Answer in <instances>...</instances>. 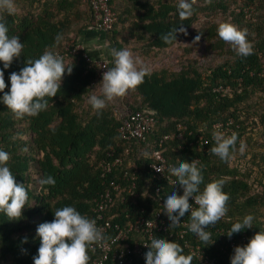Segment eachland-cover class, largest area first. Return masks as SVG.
<instances>
[{"label": "trees", "instance_id": "1", "mask_svg": "<svg viewBox=\"0 0 264 264\" xmlns=\"http://www.w3.org/2000/svg\"><path fill=\"white\" fill-rule=\"evenodd\" d=\"M191 2L192 13L181 19L179 0H111L118 19L109 30L93 25L92 6L82 0H14L13 13L0 10V21L6 24L8 35L19 36L24 44L21 56L4 70L5 92L10 87V72H18L25 62L45 51L64 52L68 45L83 43V35L90 31L95 36L94 32L104 35V41L107 39L117 50L138 42V48L148 55L153 51L159 54L195 32L200 35L194 37L207 40L210 53L224 56L219 63L206 67L197 58H185L175 69L147 68L143 82L127 90L125 95L130 99L120 96L131 109L155 116L145 140L122 136L113 101L106 102L99 112L91 106L92 95L102 96V77L95 62L99 57L85 46L79 53L63 57L72 72L64 74L57 94L48 98L46 109L38 115L18 118L0 102V148L9 153L10 171L28 194L19 220H9L0 212V264H33L40 246L37 226L51 221L56 209L68 205L89 217L101 193L127 170L137 174L138 189L125 200L117 196L106 216L113 225H124L143 207L144 213L151 215L161 206L156 188L162 187L164 196L175 187L152 172L154 149H163L169 163L195 161L203 177L201 191L208 182L224 181L222 190L229 197L227 211L208 228L229 230L251 214L252 228L233 234L252 237L264 231V106L257 97L264 92V0ZM220 15L223 22L246 31L252 54L237 55L232 45L218 36L220 23L213 17ZM178 27L186 30L176 34L177 40L166 42L164 35ZM85 52L93 60H88ZM106 59L110 68L114 67V59ZM229 118L235 121L237 140L230 159L221 160L211 152L215 144L213 124ZM179 125L183 126V137L164 138ZM241 143L245 145L243 153ZM117 156L123 157L124 163L104 173L102 162ZM49 175L55 184L41 186L40 179ZM164 215L169 226L165 211ZM182 218L190 219V212ZM189 238L170 240L180 245L183 254L192 256L185 245ZM123 242H132V237ZM88 255L89 264L97 253L89 249ZM191 262L200 264L194 257ZM104 264L122 263L110 259ZM129 264H144V255L135 256Z\"/></svg>", "mask_w": 264, "mask_h": 264}, {"label": "clouds", "instance_id": "2", "mask_svg": "<svg viewBox=\"0 0 264 264\" xmlns=\"http://www.w3.org/2000/svg\"><path fill=\"white\" fill-rule=\"evenodd\" d=\"M178 15L181 19L192 13L191 0H179ZM0 10L9 14L15 10L14 0H0ZM184 27H178L173 32L164 35L166 42L176 39V34ZM218 36L229 42L239 56L252 54V46L247 40L245 30L238 29L231 23H221L217 28ZM196 36H199L195 34ZM60 39L59 34L57 40ZM23 42L19 36H9L6 24L0 21V102L5 104L18 117L36 116L45 110L49 100L60 89L65 73L72 72V66H67L63 58L53 51L43 52L39 58L28 60L17 72L9 73L10 87L7 92L4 70L8 69L14 59L21 56ZM114 57V67L107 69L102 75V96L92 95L89 99L91 106L99 112L106 106V102L125 95L127 90L134 89L143 82L148 73L147 68H137L138 60L134 59L128 49H111ZM214 146L211 152L221 160L231 157L237 134L226 136L225 133L214 130ZM240 152L245 145L241 143ZM9 153L0 148V212L9 220L22 218L24 207L27 205L28 194L22 183H18L15 175L8 166ZM176 179L173 185L179 184L182 194L178 195L173 187L163 196L161 209L167 213L171 222L169 226H177L185 213L190 212L189 231L200 240L208 242L211 238L206 229L214 225L227 211L228 195L222 190V179L208 182L201 191L199 185L203 177L195 161L181 160L168 166ZM157 171H160L158 168ZM41 186L55 184L52 176H46L39 181ZM195 194V195H194ZM198 207L193 208L189 199ZM51 221L40 223L36 228V235L40 239L37 254L33 257V264H88V251L93 244L104 239L101 230L94 220L82 215L73 206L56 209ZM253 216L248 214L242 221H237L225 232L228 237L233 233L252 228ZM25 242L27 238H24ZM214 240L211 242L213 243ZM193 257L183 254V249L174 241L163 236L154 235L145 244L144 264H191ZM230 264H264V231L256 232L243 246H236L230 257Z\"/></svg>", "mask_w": 264, "mask_h": 264}, {"label": "built area", "instance_id": "3", "mask_svg": "<svg viewBox=\"0 0 264 264\" xmlns=\"http://www.w3.org/2000/svg\"><path fill=\"white\" fill-rule=\"evenodd\" d=\"M89 3L92 6L93 19L92 23L95 26L100 27L103 30H109L113 27L117 21L118 16L113 10L110 2L111 0H82ZM248 12V10H247ZM250 14L248 13L247 16ZM85 49L82 43H78L72 47L68 45L64 52L56 51L55 53L60 57H65L71 53L76 54ZM88 60H93L87 52L84 53ZM99 66V77H102L103 73L110 69V61L106 58H98L95 60ZM117 118L121 121L120 132L123 137L131 139L134 137L145 140L150 134L155 121V116L145 110H133L130 106H124V108L116 111ZM233 118H229L226 121H218L213 124V131L218 130L225 133L226 136H230L235 133ZM182 125L178 126V130L172 133L166 134L165 139L173 137H183ZM240 142H244V138H239ZM204 142H208L207 139ZM114 149L111 154H114ZM110 154V153H109ZM153 161L150 164L152 172L158 176V178H164L171 186L176 179L174 173L169 171L168 166L172 163L167 161L164 155L163 149H154L152 151ZM124 163V159L121 156L115 157L113 160H104L102 162V168L104 173L111 172L113 168L121 166ZM160 171H157L156 169ZM125 181V183L123 182ZM177 192L182 194V188L179 184L175 185ZM138 189V176L134 172L124 171L122 178L118 180H112L110 186L101 193L100 197L95 201L93 205V214L88 218L95 221L96 226L101 230L104 239L100 242L93 244L90 249L97 255L90 260L89 264H104L106 260L119 261L122 264H129L134 260L135 256H143L145 251V244L150 242V238L154 235L163 236L165 239L170 240L172 237L190 238L185 242L186 247L191 252L194 259L200 264H230V257L233 254L236 246H243L248 243L250 236L243 233L241 235L232 234L228 237L223 228H207L210 232L211 238L208 242L200 240L194 233L189 231L188 225L190 219L181 218L180 223L177 226L169 228L168 222L164 215V211L161 209L163 204V195L161 194L162 187H157L156 192L160 201V207L154 211L151 215L145 214L146 209L143 207L137 211L135 217L124 225L117 223L113 225L112 221L108 219L107 211L114 203L117 196H120L122 200H125L127 195H134ZM195 195V194H194ZM189 202L192 203V207L196 208L198 205L190 198ZM132 237V242L126 243V241ZM214 240L213 243H211ZM191 264H193L191 262Z\"/></svg>", "mask_w": 264, "mask_h": 264}, {"label": "rangeland", "instance_id": "4", "mask_svg": "<svg viewBox=\"0 0 264 264\" xmlns=\"http://www.w3.org/2000/svg\"><path fill=\"white\" fill-rule=\"evenodd\" d=\"M205 17H202V20H205ZM213 20L216 23L223 22V16L213 17ZM228 23V21H226ZM224 23V22H223ZM197 28L200 27L198 23ZM193 35H189L187 38L181 39L178 43L165 49L161 53L152 52V55H148L140 50L138 47L140 44L138 42H134L126 46L125 49H128L132 54L133 58L138 60L139 63L137 64V68H150L155 69L159 67L168 66L170 68L175 69L178 67V63L185 58H197L200 63H204V67L208 64L215 65L217 62L219 63L224 59V56H218L217 53L209 52L207 47V40L203 38H196L194 37L195 32H192ZM104 38V35H103ZM103 43V52H108V58L114 59L111 54V43L107 41V39ZM187 47H192L190 50H187ZM186 48V49H185ZM215 60V61H214ZM110 61V60H109ZM126 94V93H125ZM124 96V95H123ZM127 98V96L125 95ZM260 101L261 105L264 106V92L261 95L257 96ZM263 97V98H262ZM130 99V96L127 98ZM113 103L118 108L117 110L124 108V106H129L123 98L116 97L113 100ZM124 102V103H122ZM131 108V107H130ZM245 151V150H244ZM235 157V156H234Z\"/></svg>", "mask_w": 264, "mask_h": 264}, {"label": "crops", "instance_id": "5", "mask_svg": "<svg viewBox=\"0 0 264 264\" xmlns=\"http://www.w3.org/2000/svg\"><path fill=\"white\" fill-rule=\"evenodd\" d=\"M89 33L86 32L83 35L84 38H83V43L82 44L86 47V50H89V52L93 56L99 57V59L100 58H108V56H109L108 52L107 53L103 52V43H105L103 36L102 35H97L96 32H94V34H96V36L93 35V32H91L90 34ZM117 109L118 108L116 107L115 114H116Z\"/></svg>", "mask_w": 264, "mask_h": 264}]
</instances>
